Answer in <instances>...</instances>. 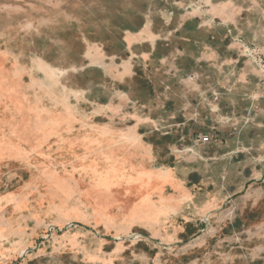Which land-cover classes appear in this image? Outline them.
Returning a JSON list of instances; mask_svg holds the SVG:
<instances>
[{
  "label": "rangeland",
  "instance_id": "1",
  "mask_svg": "<svg viewBox=\"0 0 264 264\" xmlns=\"http://www.w3.org/2000/svg\"><path fill=\"white\" fill-rule=\"evenodd\" d=\"M0 264H264V0H0Z\"/></svg>",
  "mask_w": 264,
  "mask_h": 264
},
{
  "label": "built area",
  "instance_id": "2",
  "mask_svg": "<svg viewBox=\"0 0 264 264\" xmlns=\"http://www.w3.org/2000/svg\"><path fill=\"white\" fill-rule=\"evenodd\" d=\"M197 142L201 143V144H207L209 142L208 137H202V136H198L197 137Z\"/></svg>",
  "mask_w": 264,
  "mask_h": 264
},
{
  "label": "crops",
  "instance_id": "3",
  "mask_svg": "<svg viewBox=\"0 0 264 264\" xmlns=\"http://www.w3.org/2000/svg\"><path fill=\"white\" fill-rule=\"evenodd\" d=\"M201 57V56H200Z\"/></svg>",
  "mask_w": 264,
  "mask_h": 264
}]
</instances>
